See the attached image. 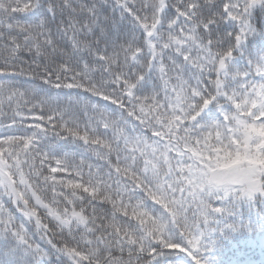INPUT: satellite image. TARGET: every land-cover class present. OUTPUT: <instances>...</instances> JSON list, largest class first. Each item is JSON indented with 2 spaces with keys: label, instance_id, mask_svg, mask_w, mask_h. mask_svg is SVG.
I'll list each match as a JSON object with an SVG mask.
<instances>
[{
  "label": "snow or ice",
  "instance_id": "obj_1",
  "mask_svg": "<svg viewBox=\"0 0 264 264\" xmlns=\"http://www.w3.org/2000/svg\"><path fill=\"white\" fill-rule=\"evenodd\" d=\"M262 132L264 0H0V264L264 252Z\"/></svg>",
  "mask_w": 264,
  "mask_h": 264
},
{
  "label": "trees",
  "instance_id": "obj_2",
  "mask_svg": "<svg viewBox=\"0 0 264 264\" xmlns=\"http://www.w3.org/2000/svg\"><path fill=\"white\" fill-rule=\"evenodd\" d=\"M261 134H264L262 132ZM237 158H241V153L237 152ZM207 158V154H205ZM243 158L250 159L254 164L264 165V158L249 157L247 151L243 154ZM242 219L247 223L249 219L257 221L260 219L256 215L257 208H249L247 205L239 209ZM241 217H238L241 218ZM204 254L209 264H237V261H243L248 257L257 259V264L264 259V252H261L258 246L246 244V233L241 231H233L226 234L220 231L212 236V240L208 242V246L204 250Z\"/></svg>",
  "mask_w": 264,
  "mask_h": 264
},
{
  "label": "rangeland",
  "instance_id": "obj_3",
  "mask_svg": "<svg viewBox=\"0 0 264 264\" xmlns=\"http://www.w3.org/2000/svg\"><path fill=\"white\" fill-rule=\"evenodd\" d=\"M246 259H251L253 262H254V264H256L257 263V261L255 260V258L253 259V258H246ZM246 259H244V260H246ZM217 262H215V264H216ZM213 264H214V262H213Z\"/></svg>",
  "mask_w": 264,
  "mask_h": 264
}]
</instances>
